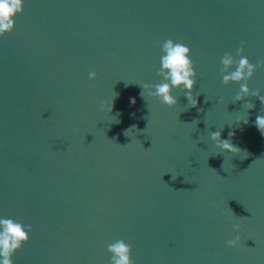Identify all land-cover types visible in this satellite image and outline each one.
I'll return each instance as SVG.
<instances>
[{"label":"water","instance_id":"95a60500","mask_svg":"<svg viewBox=\"0 0 264 264\" xmlns=\"http://www.w3.org/2000/svg\"><path fill=\"white\" fill-rule=\"evenodd\" d=\"M13 19L0 36V218L32 231L12 264H109L118 239L134 264H264V106L235 102L220 63L264 60V0H23ZM168 39L190 49L196 108L181 89L171 108L140 95L162 81ZM247 85L264 96V66ZM214 131L242 151L221 152Z\"/></svg>","mask_w":264,"mask_h":264},{"label":"clouds","instance_id":"9594fccd","mask_svg":"<svg viewBox=\"0 0 264 264\" xmlns=\"http://www.w3.org/2000/svg\"><path fill=\"white\" fill-rule=\"evenodd\" d=\"M23 11V0H0V36H4L13 30V17ZM162 55L160 57V68L157 72L159 77H162L160 83L150 85L143 84L140 95L144 98L147 93L149 97L159 100V102L169 108L178 103L177 98L171 95L172 89H181L184 91V97L190 108H196L198 104L197 98H193L192 89L195 85L196 73L193 70V63L189 59L190 49L182 42H173L171 39L166 40L161 45ZM243 52V42L241 47L237 49L236 55L241 56ZM222 65V83L227 86L229 83L240 84L239 92L235 96V102L244 100L246 97H255L259 99L264 106V96L259 94L258 90L250 92L247 82L253 76L258 67L264 66V60L253 65L249 63L246 57L235 60L229 53H225L220 60ZM235 65L234 71H229ZM227 73V74H224ZM96 73L90 72L89 79H95ZM154 89V90H153ZM131 103H135V99H131ZM244 106L250 110L255 105L248 101ZM113 108V100L111 104L104 101L100 102V110L111 112ZM240 122V121H238ZM244 124L248 123L245 119ZM255 126L258 131L264 136V115L258 114L255 118ZM135 127V126H133ZM233 132H229V139L221 138V131L210 133V139L221 152H229L233 155L238 154L242 150L231 142ZM32 231L31 225H24L10 218H0V264H12L11 257L21 248L29 239L28 233ZM233 231L239 232L240 225L234 224ZM240 242V236L236 235L233 239L228 240V247H236ZM107 251L110 254L109 264H134L131 259V245L123 239H118L107 246Z\"/></svg>","mask_w":264,"mask_h":264}]
</instances>
